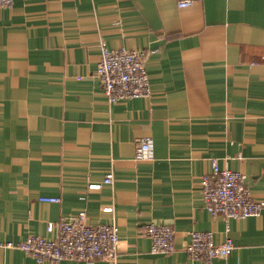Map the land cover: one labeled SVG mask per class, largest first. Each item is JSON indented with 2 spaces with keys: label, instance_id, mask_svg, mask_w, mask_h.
Returning <instances> with one entry per match:
<instances>
[{
  "label": "crops",
  "instance_id": "crops-1",
  "mask_svg": "<svg viewBox=\"0 0 264 264\" xmlns=\"http://www.w3.org/2000/svg\"><path fill=\"white\" fill-rule=\"evenodd\" d=\"M178 2L0 5V240L54 238L49 222L86 211L92 225L119 227L117 256L95 264H264V209L214 216L202 194L216 160L264 200V0ZM103 43L146 52L151 96L108 99ZM144 137L148 160L136 157ZM153 221L173 226L174 251H152ZM194 230L231 238L229 257L190 256ZM0 264L87 263L0 247Z\"/></svg>",
  "mask_w": 264,
  "mask_h": 264
},
{
  "label": "built area",
  "instance_id": "built-area-1",
  "mask_svg": "<svg viewBox=\"0 0 264 264\" xmlns=\"http://www.w3.org/2000/svg\"><path fill=\"white\" fill-rule=\"evenodd\" d=\"M15 0H0L1 6L12 7ZM194 0H179V6H190ZM146 52L125 47L109 48L101 45V57L97 74L101 78L103 89L111 102L127 98L149 97L152 94L149 73L146 68ZM154 154V140L144 137L136 148V157L148 160ZM109 173L104 183L112 182ZM102 183L92 184L100 188ZM202 194L207 209L214 215L225 217H245L260 213L264 209V200H257L244 181L240 171L229 167L221 168L213 161V172L202 178ZM42 201L60 202V196H42ZM112 207L105 210L111 211ZM49 231H56V237L30 235L19 242L0 240V247L19 248L33 256L39 262L58 263L66 259L84 260L95 264L100 258H115L120 242L119 227L116 224L88 222L86 211L71 218L51 221ZM145 233L152 241V251L169 253L175 250V229L170 224L150 222ZM234 243L231 238L218 243L212 231L194 230L190 233L187 252L196 259H226L231 254Z\"/></svg>",
  "mask_w": 264,
  "mask_h": 264
}]
</instances>
